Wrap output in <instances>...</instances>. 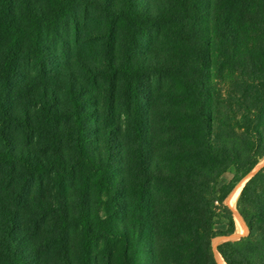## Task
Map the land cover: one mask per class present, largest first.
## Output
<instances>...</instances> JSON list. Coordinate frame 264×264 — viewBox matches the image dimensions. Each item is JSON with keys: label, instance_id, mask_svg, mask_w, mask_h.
Wrapping results in <instances>:
<instances>
[{"label": "trees", "instance_id": "1", "mask_svg": "<svg viewBox=\"0 0 264 264\" xmlns=\"http://www.w3.org/2000/svg\"><path fill=\"white\" fill-rule=\"evenodd\" d=\"M122 1L126 8L117 0H0V264H43L48 229L61 233L74 222L86 245L122 240L121 264H218L212 240L236 231L225 200L264 157V0H192L187 12L175 13ZM76 6L108 25L124 18L132 52L122 53L111 29L87 32L83 47ZM163 27L172 31L166 46L173 61L143 45L144 35ZM64 32L74 33L83 57L71 60ZM120 73L134 95L143 73L185 87L171 95L180 143L172 163L124 152ZM185 99L189 109L181 107ZM145 112L136 103L131 114L141 152L149 144L150 106ZM227 172L232 177L222 181ZM132 191L140 199L129 206ZM236 206L249 233L217 250L227 264H264V167L245 182ZM131 208L139 218L131 226L114 235L104 230L114 212Z\"/></svg>", "mask_w": 264, "mask_h": 264}, {"label": "rangeland", "instance_id": "2", "mask_svg": "<svg viewBox=\"0 0 264 264\" xmlns=\"http://www.w3.org/2000/svg\"><path fill=\"white\" fill-rule=\"evenodd\" d=\"M118 5H124L122 0H117ZM140 7L142 10L151 11V13L157 12H187L186 10L190 8L192 5V0H139ZM126 8V6H125ZM216 8V7H214ZM207 9V8H205ZM215 10V9H214ZM213 10V11H214ZM74 15H78L79 20H81L80 27V41L79 43L85 47L87 45L86 38L88 36L87 32H96L101 31L107 34V30L111 29L112 36L115 37V41L121 45L122 53L124 54L126 51L130 54L132 52V28L127 25L124 18H120L118 20H113L109 23L106 18L95 11H86L80 7H74L72 9ZM212 11V14H213ZM71 23V21H70ZM106 28V29H105ZM212 30L215 28L214 23L211 22ZM172 31L166 27L161 29H155L150 33L143 36V45L149 48V53L156 57V59H163L166 57L169 61H173L177 59L175 56L172 57L168 53L167 46L170 45L172 41L170 35ZM65 38L68 40V45L71 47L70 58L72 61H75L78 57H83L80 54V47L76 46L74 43L75 36L74 33L72 35H67L64 32ZM105 34V35H106ZM105 35L99 37L100 39H104ZM108 35H106L107 37ZM108 38V37H107ZM216 39V36H214ZM166 43V44H165ZM167 45V46H166ZM175 51L179 52L177 48ZM186 46L184 50L181 49L180 56L184 59L189 55L187 53ZM70 52V51H69ZM182 53V54H181ZM143 56V55H142ZM145 59V58H144ZM116 80L119 85L120 92L117 97V105L118 112L121 115L119 120H123L124 131L122 133V140L124 143V152L131 153V156L134 157L135 153H152L154 155V165L160 159L161 155H165V158L162 164L172 163L175 159L174 153H179L178 145H180L178 138L176 137L175 132L178 130V119L170 118V113H173V109L175 105L171 102V95L186 93V89L181 83V81L177 79H173L172 77H162L157 74L151 73H143L140 75L139 79V91L141 92L139 95H134L133 93L138 91L135 88L130 87V82L128 77L126 78L122 73H120ZM174 98V97H173ZM139 104V110L141 112H145L147 107L151 108V128L150 135L148 138V149L143 150L141 152V141L137 138L139 133L136 129V121L132 119V111L135 105ZM191 105L190 99H185L182 103L181 107L184 109H189ZM177 107V106H176ZM146 113V112H145ZM127 118V119H126ZM126 123L130 125V128H126ZM128 126V125H127ZM144 143V142H143ZM146 143V142H145ZM144 143V144H145ZM191 142L187 140L186 149L182 151L184 153H190L192 150ZM121 153V152H119ZM134 154V155H133ZM140 166V165H139ZM264 167V157L260 160L259 164L254 168V171H258ZM139 167L137 165H133V169L137 170ZM157 168H155L156 170ZM127 172V167L123 173ZM120 173V175H121ZM232 177L230 172L225 173L222 176V181H227ZM248 177V176H247ZM247 177L241 181L235 189L231 192V194L225 200V203L230 207L233 212L235 221H236V231L230 237L229 240H236L241 238L242 236H246L249 233L248 226L243 223L242 230L240 229L237 216L235 215V211L237 210V199L233 202L234 192L240 189V192L246 182ZM155 182V181H153ZM154 188H160L157 183L153 184ZM138 193V194H137ZM240 194V193H239ZM126 197L129 203V206L134 201H138L140 199L139 192H127ZM159 198V196H157ZM235 203V204H234ZM97 206L100 209L102 215L105 214V204L98 203ZM96 207V204L93 203V208ZM71 210L75 213H78L79 203H74L70 206ZM129 213L121 214V216H117L116 212H114L113 216L109 218L108 224L105 225L104 230L110 233V235H114L117 230H123L124 226H131L137 218V214L134 213L133 208L128 210ZM140 214L142 209L139 210ZM121 213H124V211ZM140 216V215H139ZM241 216V215H240ZM77 219V216H75ZM141 217V216H140ZM75 219V220H76ZM243 219V218H242ZM245 222V221H244ZM50 223V221L48 222ZM139 222L137 226H139ZM59 223L51 221V226L60 227ZM141 226V224H140ZM218 228H223V225L218 224ZM63 231L59 233L57 229H48V234H46L49 238L50 247H41V255L43 258V264H61V257H68L70 259V264H121L122 253L124 250V242L122 240H114L112 236H110L107 243H104L103 240L100 242H91L90 245L84 244L83 240V231L78 222H74L69 226L62 225ZM50 230V231H49ZM46 238V237H45ZM226 236H219L212 240V246L214 255H217V245L221 242L225 241ZM228 240V239H226ZM219 253V252H218ZM217 260V259H216ZM219 264V263H218Z\"/></svg>", "mask_w": 264, "mask_h": 264}, {"label": "bare ground", "instance_id": "3", "mask_svg": "<svg viewBox=\"0 0 264 264\" xmlns=\"http://www.w3.org/2000/svg\"><path fill=\"white\" fill-rule=\"evenodd\" d=\"M239 193H240V189H238L236 192H234V195H233L234 200H233V202H235V200L237 199ZM234 204H235V203H234ZM235 215L237 216V222H238V225H239L240 229L242 230L244 220L242 219V217L240 216V214H239L238 212H236V211H235ZM244 224H245V222H244ZM245 225H246V224H245ZM230 237H231V236H230ZM230 237H226L225 240H226V239H230ZM216 247H217V246H216ZM216 259H217V262H218L219 264H227V263L224 261V259L222 258V256H221L218 252H217V255H216Z\"/></svg>", "mask_w": 264, "mask_h": 264}, {"label": "water", "instance_id": "4", "mask_svg": "<svg viewBox=\"0 0 264 264\" xmlns=\"http://www.w3.org/2000/svg\"><path fill=\"white\" fill-rule=\"evenodd\" d=\"M257 171H252L249 175H248V177H247V179H246V181L248 180V179H250L255 173H256ZM226 237H228V236H226ZM229 240V239H228ZM226 241V240H225ZM216 258V257H215Z\"/></svg>", "mask_w": 264, "mask_h": 264}]
</instances>
